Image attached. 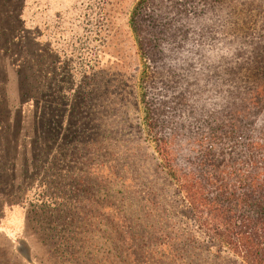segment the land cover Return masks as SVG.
I'll use <instances>...</instances> for the list:
<instances>
[{
	"label": "rangeland",
	"instance_id": "rangeland-1",
	"mask_svg": "<svg viewBox=\"0 0 264 264\" xmlns=\"http://www.w3.org/2000/svg\"><path fill=\"white\" fill-rule=\"evenodd\" d=\"M135 1L0 0V264H242L140 131Z\"/></svg>",
	"mask_w": 264,
	"mask_h": 264
},
{
	"label": "trees",
	"instance_id": "trees-1",
	"mask_svg": "<svg viewBox=\"0 0 264 264\" xmlns=\"http://www.w3.org/2000/svg\"><path fill=\"white\" fill-rule=\"evenodd\" d=\"M128 25L159 167L213 245L264 264V0H136Z\"/></svg>",
	"mask_w": 264,
	"mask_h": 264
},
{
	"label": "water",
	"instance_id": "water-1",
	"mask_svg": "<svg viewBox=\"0 0 264 264\" xmlns=\"http://www.w3.org/2000/svg\"><path fill=\"white\" fill-rule=\"evenodd\" d=\"M26 256V255H25Z\"/></svg>",
	"mask_w": 264,
	"mask_h": 264
}]
</instances>
